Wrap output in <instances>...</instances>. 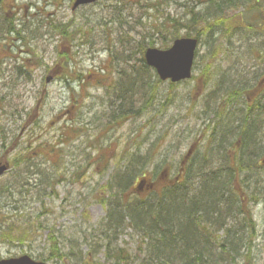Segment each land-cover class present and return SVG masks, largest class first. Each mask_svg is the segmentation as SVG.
Here are the masks:
<instances>
[{"label":"rangeland","instance_id":"rangeland-1","mask_svg":"<svg viewBox=\"0 0 264 264\" xmlns=\"http://www.w3.org/2000/svg\"><path fill=\"white\" fill-rule=\"evenodd\" d=\"M214 1L221 0H95L74 9L72 0L0 2V24L3 17L12 18L19 29L0 49V162L9 166L0 175V258L26 254L47 264H112L118 247L125 250L121 264H160L149 261L147 239L128 219L111 237L104 220L106 204L115 200L108 182L114 185L137 155L146 180L157 178L156 193L181 171L188 150L193 157L206 153L210 164L220 162L219 130L216 140L211 137L219 120L215 110L229 100L221 93L235 80L264 82V24L257 21L244 31L236 26L223 35L215 31V42L198 45L191 77L174 84L160 81L150 103L134 104L127 119L119 120V89L113 85L122 84L120 69L138 67L140 44L152 40L159 48L156 24L186 22L191 10L205 15L207 6L212 15ZM258 2L264 7V0ZM242 10L234 2L225 14L240 16ZM60 23L70 34L63 43L53 27ZM226 106L224 111L234 112L243 101ZM260 135L264 144V124ZM263 158L264 153L245 172L250 175L247 211L226 219L211 244L219 256V241L240 238L234 264H246L245 256L248 264H264ZM133 190L125 200L135 197ZM215 264L230 262L216 258Z\"/></svg>","mask_w":264,"mask_h":264},{"label":"trees","instance_id":"trees-1","mask_svg":"<svg viewBox=\"0 0 264 264\" xmlns=\"http://www.w3.org/2000/svg\"><path fill=\"white\" fill-rule=\"evenodd\" d=\"M51 1L56 4L59 0ZM234 2L243 8L242 12H240V16H227L225 10L232 7ZM251 2L252 0H228V3L225 4L224 0L214 1L216 12H213L212 15V7L207 6L205 15L191 10L189 12L191 17L186 22L172 19L156 24L154 29L158 36L159 48H167L174 39L182 36L195 37L199 40V44L211 45L215 42L213 37L215 31L222 32L221 35H223L225 31L236 26L240 31H244L256 27L254 23L257 21V23L261 22V25L264 24L263 5L258 0L256 5H250ZM53 27L57 31L58 37L61 38V43L68 40L70 34L67 26L60 23ZM0 29L3 32V36H0L3 37V40H0L3 41L0 42L2 46L0 49H4L8 42L9 44L13 42L14 36L19 34V29L16 28L14 20L8 17H3ZM182 29H185L183 35L179 32ZM201 34L205 35L203 41L200 40ZM155 43L150 40L145 45L140 44L138 50L141 55H143L146 46L152 47ZM196 55L197 50L195 57ZM122 59L124 60V58ZM204 66L203 73L207 69V66L205 68ZM128 70L120 69L118 73L121 74L119 80L122 81V84L113 85V90L114 88L119 89V92H116V99L121 101V109L118 112L121 115L119 120L128 118V114L133 111L134 104L138 102L150 103L160 83L155 72L145 64L142 57L137 68L131 65ZM261 74H264V70ZM151 75L154 78L150 77ZM223 88L225 90L221 95L225 94L229 100L224 99V103L215 110V115L219 120L211 134L214 140L217 138V150L221 151L220 162L217 158L218 160L213 159V164H210L206 153H202L200 156L199 153H196L194 157L193 154L192 157H182V167L178 169L181 171L167 179L165 186H161L162 192L150 191L144 198L140 197L142 193L144 194L143 191H139L137 187H131L137 176L144 175L142 169L144 162H140L141 155L134 156L128 161L124 166V171L116 175L114 185L108 182V189L113 190L112 195L115 199L106 204L108 209L104 218L108 228L112 229L111 237H117L118 232L125 228L123 225L128 219L135 232L139 236L141 235L143 240L147 239L149 261L154 260L160 264L162 261L164 264L173 262L215 264L217 258L225 261L228 259L230 264H234L235 256L233 255H238L241 241L236 245L222 244L219 241L218 247L220 253L222 252L219 256H216V248L210 245L212 244L210 242L213 239L217 240L215 232L225 226L226 219L234 218L237 214L247 211L248 200H246L245 189L248 187L250 175L247 176L245 172L250 170L251 164L254 168L257 158L264 153V144L260 135V128L264 124V82L261 84V80H259L257 84H249L235 80ZM142 89H145L144 96L140 99L135 98ZM216 94L217 92L213 90L212 99L216 98ZM239 99L243 101V108L234 112L223 110V108L227 109V106L224 107L226 103L237 104ZM141 109H137V111ZM217 130L219 131L215 138ZM226 138H230V140L226 142ZM224 144L227 146L224 147ZM153 150L154 148L151 153ZM127 170H131L133 173L131 174ZM177 175L180 176L177 177ZM241 175L243 178L239 179ZM238 184H242L244 187L240 190ZM132 188L135 197L125 200L128 198V191ZM105 202L102 201V203ZM232 211H236V213H232ZM198 242L199 244H197ZM196 244L199 247H195ZM123 254L125 255V250L116 247L112 264H121L125 260ZM245 260L248 264L246 256Z\"/></svg>","mask_w":264,"mask_h":264},{"label":"water","instance_id":"water-1","mask_svg":"<svg viewBox=\"0 0 264 264\" xmlns=\"http://www.w3.org/2000/svg\"><path fill=\"white\" fill-rule=\"evenodd\" d=\"M95 0H74L72 8L89 4ZM195 38L182 37L175 39L167 49L147 48L144 59L148 66L155 69L162 80L170 79L172 82L189 78L196 49ZM7 169V165L0 162V175ZM0 264H46L36 261L28 255L0 259Z\"/></svg>","mask_w":264,"mask_h":264},{"label":"bare ground","instance_id":"bare-ground-1","mask_svg":"<svg viewBox=\"0 0 264 264\" xmlns=\"http://www.w3.org/2000/svg\"><path fill=\"white\" fill-rule=\"evenodd\" d=\"M217 239V238H216ZM240 238H238V239H235V238H228V239H225L223 242H222V244L224 243V244H231V245H236V244H238L239 242H240V240H239ZM195 240H197V239H195ZM218 240V239H217ZM213 242V240L210 242V243H212ZM197 244H199V242L197 243ZM196 244V246L195 247H199V245H197ZM211 245V244H210ZM202 246H204V245H202Z\"/></svg>","mask_w":264,"mask_h":264}]
</instances>
